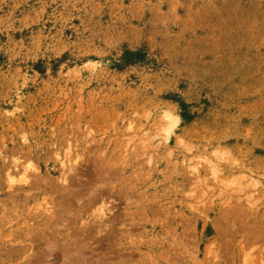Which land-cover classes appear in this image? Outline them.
<instances>
[{"label":"rangeland","instance_id":"1","mask_svg":"<svg viewBox=\"0 0 264 264\" xmlns=\"http://www.w3.org/2000/svg\"><path fill=\"white\" fill-rule=\"evenodd\" d=\"M0 264H264V0H0Z\"/></svg>","mask_w":264,"mask_h":264}]
</instances>
